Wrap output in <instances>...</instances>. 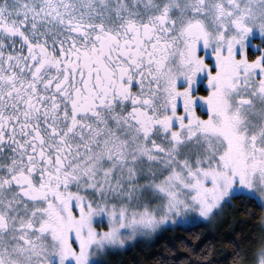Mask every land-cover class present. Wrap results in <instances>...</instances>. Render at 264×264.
<instances>
[{
    "label": "snow or ice",
    "instance_id": "snow-or-ice-1",
    "mask_svg": "<svg viewBox=\"0 0 264 264\" xmlns=\"http://www.w3.org/2000/svg\"><path fill=\"white\" fill-rule=\"evenodd\" d=\"M0 264H264V0H0Z\"/></svg>",
    "mask_w": 264,
    "mask_h": 264
},
{
    "label": "trees",
    "instance_id": "trees-1",
    "mask_svg": "<svg viewBox=\"0 0 264 264\" xmlns=\"http://www.w3.org/2000/svg\"><path fill=\"white\" fill-rule=\"evenodd\" d=\"M241 218L243 219V218H245L244 216H243V214H241ZM228 229H227V227L224 229V231H227ZM171 234V233H170ZM125 258H127V257H125Z\"/></svg>",
    "mask_w": 264,
    "mask_h": 264
}]
</instances>
